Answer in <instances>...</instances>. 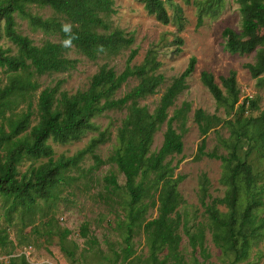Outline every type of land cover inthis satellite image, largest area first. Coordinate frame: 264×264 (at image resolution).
<instances>
[{"label": "trees", "instance_id": "16d2710c", "mask_svg": "<svg viewBox=\"0 0 264 264\" xmlns=\"http://www.w3.org/2000/svg\"><path fill=\"white\" fill-rule=\"evenodd\" d=\"M173 0H143L149 15L162 24L171 21L166 3ZM224 0H205L197 3L200 10L199 24L205 14L218 12ZM242 21V35L252 36L264 31V0H238ZM49 7L69 24L58 18L44 19L34 15L29 6ZM114 0H0V38L6 37L18 49L17 54L10 55L9 50L0 47V67L7 74V81L0 87V160L3 162V176L0 177V196L3 199L4 216L7 226L0 225V249L11 245L6 252L4 264H30L25 255L14 256V244L9 239V228L15 225L13 215L17 214V225L21 232L32 226L35 217L41 211L39 200L50 201L56 197L52 191L68 181L66 171L75 168L89 153H93L98 145L106 141V133L93 138L89 145L72 157L54 160V150L49 140L57 143H68L79 140L88 130L93 128V118L107 111L127 108L128 114L118 130L119 146L108 161L94 155L97 165L107 162L117 165L127 180L130 195L128 235L125 238L126 248L123 250L124 261L130 260L133 254L132 238L134 226L148 209L150 204L159 203V215L145 225L147 244L150 256L147 264H206L196 260L187 262L181 253V235L178 232L181 218L172 215L182 203L178 191L183 176L175 177L176 167L167 161L173 155L184 152L183 134L177 132L173 123L176 120L185 125L190 104L184 103L174 116L167 122L162 146L157 152L151 153L154 136L168 119V110L174 105L176 98L187 88V80L195 72L197 60L191 58L187 69L176 78L161 98L155 113H150L147 106L138 105V100L156 95L164 83L165 77L159 74L162 63L154 49L147 51L141 65L134 64L138 50H131L123 72L117 73L107 65L92 78L86 91L73 95L61 92L62 83L44 89L38 97V110L33 109L31 94L37 92L41 85L37 78L45 75L65 73L76 68L78 60L69 59L66 55L74 48L91 61L102 56L117 57L134 44V37L125 31L112 28L107 18L117 13ZM20 16L35 28L45 33H53L60 37L61 43L46 41L37 46L27 36L17 30L16 16ZM225 51L231 54L244 53L249 50L241 33L234 29L224 30ZM183 39L178 38L176 52H181ZM256 62L247 64L246 68L259 86L264 88V33L262 42L257 49ZM137 78L138 85L124 97L115 99L114 95L129 79ZM201 81L210 91L217 103L234 110L240 102V91L237 85L236 72L222 77L221 83L227 95L218 85L213 74L203 72ZM30 96V101L28 97ZM27 103L21 112L16 110L21 104ZM256 109L257 104L246 99L239 111L244 113L246 105ZM8 113H10L8 115ZM38 116L39 121L31 126L32 117ZM195 121L201 133L206 136L209 131L221 122L217 116H210L202 109L195 111ZM230 123V122H229ZM258 124V126H257ZM257 127L251 136L249 126ZM247 128V130H245ZM232 140L225 141L230 150L228 156L217 152L207 153L206 138L202 140L198 158L207 156L222 161L225 167L223 183L228 186V193L222 199L211 203L205 202L210 181L203 174L200 177L202 204L209 216V229L213 241L225 255L234 254L235 262L248 258L251 245L264 238V217L258 215L261 193L254 189L256 173L250 162L240 156V144L245 139L255 142L264 156V114L249 121L238 120V128H234ZM26 158L47 162L39 166H31L21 173L19 167ZM139 180V182L136 181ZM109 187L119 189L115 176L107 177ZM248 196L247 203L242 207V192ZM153 192L158 193L157 200ZM149 199L152 202H144ZM218 205L229 208L227 213L218 209ZM48 226L55 229L54 218H49ZM62 250L73 260V254L62 246L70 235L68 229L56 228ZM49 233H52L49 231ZM88 236V229H82V237ZM190 246L196 250L204 248V239L197 232L188 231ZM167 252L163 258L161 253ZM3 264V263H2ZM212 264V263H211Z\"/></svg>", "mask_w": 264, "mask_h": 264}, {"label": "rangeland", "instance_id": "374dc122", "mask_svg": "<svg viewBox=\"0 0 264 264\" xmlns=\"http://www.w3.org/2000/svg\"><path fill=\"white\" fill-rule=\"evenodd\" d=\"M201 1L205 0H173L172 3H166L171 21L168 25H164L155 16L148 14L143 0H114V8L117 13L107 19L112 28L121 29L134 37L135 41L132 47L117 57L102 56L96 61L87 59L72 48L66 56L69 59L78 60L76 68L65 73L38 77L37 80L41 88L31 94L33 109L37 112L38 97L48 87L52 88L58 83H62L61 92H66L69 95L86 91L91 85L92 78L102 66L107 65L117 73H121L126 67L131 50H138L139 53L134 64L141 65L147 51L154 49L158 60L162 63L159 74L165 77V81L156 95L138 100V105L147 106L150 113H155L164 93L174 80L187 69L191 58H196V69L187 80V88L176 98L174 105L168 110V119L155 134L150 148L151 153L160 149L168 120L184 103H189L191 108L185 125L183 126L179 120L173 123L177 132L183 134L184 152L181 155H173L167 160L172 162L173 167H176L175 177H184L178 186L182 203L172 215L173 218L177 215L181 218L178 231L182 238L180 250L186 261L190 263L198 260L206 264H264V238L254 241L248 258L240 262L234 261V254L225 255L214 243L212 231L209 229V216L202 204L200 177L205 174L210 181L205 202L211 203L215 199H222L228 193V186L223 183L225 167L218 159L207 156L197 157L204 138H206L205 151L207 153L217 152L228 156L230 150L226 148L225 141L232 140L233 130L238 128V120L246 122L264 114V88L259 86L258 80L254 79L246 68L247 64L256 62L257 49L261 45L264 31L261 30L252 36L242 35L238 0H224L218 12L205 14L202 24H199L200 10L197 3ZM29 10L44 19L58 18L65 24H69L49 7L42 8L32 5L29 6ZM16 22L18 32L29 37L37 46H41L46 41L61 43L58 35L35 29L28 20L18 15ZM226 28L241 33L249 50L237 54L225 51L226 38L223 33ZM178 38L183 39L184 42L181 52H176ZM0 47L9 50L10 55H15L18 51L17 47L4 36L0 38ZM205 71L214 75L216 82L226 95L227 91L221 83V78L228 77L231 72H236L240 102L234 110L230 111L219 105L204 86L201 74ZM6 81L7 74L0 67V87L4 86ZM138 83L137 78L129 79L115 93L114 98L124 97ZM246 99L254 101L257 108H249L247 104L246 111L242 113L239 109ZM28 101H30V96ZM26 106L27 103H23L16 111L19 113ZM198 109L221 119V122L212 128L206 136L201 133L195 121L194 115ZM127 114V108L107 111L92 119L93 128L79 140L64 144L53 140L48 141L55 153L54 160H58L62 157L74 156L85 149L93 138L98 137L101 133H106L104 143L98 145L93 153L87 154L77 167L66 171L68 181L52 191L56 197L50 201H38L42 210L36 215L32 226L21 232L20 226L17 225V214L13 215L15 225L9 228L8 234L10 241L14 244V256L23 255L24 248L32 246L33 252L28 259L30 264H127L123 256V250L127 246L125 243V238L128 235L127 224L131 221L129 219L131 198L127 189V180L116 164L107 162L97 165L94 159L95 155L103 161L109 160L117 146L120 145L118 130ZM38 121L37 115L32 117L31 126L36 125ZM248 129L250 136L257 131V127L255 129L252 125ZM239 153L243 159L252 164L256 173L254 189L257 193L262 192L260 198L262 205L259 206L258 215L264 217V156L262 157L261 148L255 142L243 139ZM43 162H47V159L35 162L34 159L26 158L19 170L24 173L31 166H39ZM3 169V162L0 160V177L3 176ZM111 176L117 178L119 189L113 186L108 188L106 178ZM136 181L139 182L138 179ZM153 194L151 200H157L158 193L153 192ZM241 196L242 210L247 203L248 196L244 191ZM144 202L152 201L145 199ZM3 205L4 202L0 196V225L6 227ZM158 207V202L150 204L133 228V254L130 260H134V264H147L148 262L150 251L145 225L158 217ZM218 209L223 213L229 211L225 205H218ZM52 217L56 226L51 230L48 221ZM84 227L88 229L87 237H82ZM56 228L71 231L62 246L74 255L73 260L62 250ZM189 230L202 235L205 251H202L200 247L194 250L190 246ZM11 249V245L0 249V264L5 263L6 252ZM166 253L165 251L160 256L163 258Z\"/></svg>", "mask_w": 264, "mask_h": 264}, {"label": "built area", "instance_id": "2783aa9c", "mask_svg": "<svg viewBox=\"0 0 264 264\" xmlns=\"http://www.w3.org/2000/svg\"><path fill=\"white\" fill-rule=\"evenodd\" d=\"M32 252H33L32 246H28V247L24 248L22 254L25 255L27 259H29V257L31 256Z\"/></svg>", "mask_w": 264, "mask_h": 264}]
</instances>
